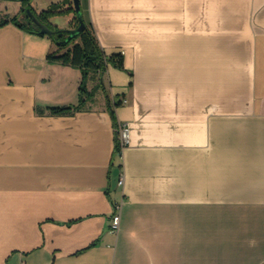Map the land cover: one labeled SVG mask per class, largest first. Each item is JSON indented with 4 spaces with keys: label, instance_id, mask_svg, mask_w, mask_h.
<instances>
[{
    "label": "crops",
    "instance_id": "1",
    "mask_svg": "<svg viewBox=\"0 0 264 264\" xmlns=\"http://www.w3.org/2000/svg\"><path fill=\"white\" fill-rule=\"evenodd\" d=\"M141 2L83 0L125 56L103 76L120 153L105 92L53 112L79 104L81 69L49 60L48 35L0 27V264H264V0H150L180 9L176 38L108 43L92 15ZM21 5L0 0V20Z\"/></svg>",
    "mask_w": 264,
    "mask_h": 264
},
{
    "label": "trees",
    "instance_id": "2",
    "mask_svg": "<svg viewBox=\"0 0 264 264\" xmlns=\"http://www.w3.org/2000/svg\"><path fill=\"white\" fill-rule=\"evenodd\" d=\"M17 1H21L22 4L19 15H15L9 19L0 20V27L8 22H13L26 31L41 35H48L55 44L54 50L48 54L49 60L71 65L81 69L82 71L83 78L80 86L79 104L77 106L52 108V111L61 113L68 112L73 109H80L83 105H85L87 100L93 98L97 90L102 89L105 92L107 108L112 115L114 126L116 128L115 152L120 153L124 144L120 139V123L117 118L115 107L120 105L122 101L118 100L113 102L112 98H110V95L107 92V86L104 82L103 76L107 73L110 63H113L115 67L121 70H126L124 53L122 51L112 54H108L106 52L96 33L91 16L89 13L87 15L86 8H84L82 4L81 7L83 22L85 26L83 30L78 32L75 36L70 37L71 30L78 28L81 24V21L77 15L66 29L59 28L49 20L55 15L69 13L71 11L69 8L63 9V6L68 0L54 2L48 8L43 9L40 12H37V10L31 5V0ZM27 9H30L40 21L52 29L53 33L50 35L48 33L41 32L40 26L33 20V18L27 12ZM74 12L76 14L75 7ZM94 74H98L100 76L99 81L92 89H89L88 81Z\"/></svg>",
    "mask_w": 264,
    "mask_h": 264
},
{
    "label": "rangeland",
    "instance_id": "3",
    "mask_svg": "<svg viewBox=\"0 0 264 264\" xmlns=\"http://www.w3.org/2000/svg\"><path fill=\"white\" fill-rule=\"evenodd\" d=\"M63 0H31V5L38 9L39 6L51 5L54 2H62ZM150 0H142V8L130 9V14H108L99 16L92 15L95 26L104 23L109 27L108 43L113 45H130L140 44L143 47H150V45H157L160 42L165 43L176 38L178 27L181 25L182 15L180 9H172L168 7H149ZM83 6V0L81 3ZM71 9L69 13L58 14L59 28H68L64 25L66 17L73 15L72 20L76 16L74 12L73 0H68L63 6V9ZM85 8V6H84ZM89 11V10H88ZM86 9V13L88 15ZM38 12V11H37ZM91 16V15H90ZM71 20V21H72ZM71 23V22H70ZM109 47V46H107ZM108 54L121 52V50H109ZM109 68H117L113 63H110ZM128 71V70H126ZM108 86V85H107Z\"/></svg>",
    "mask_w": 264,
    "mask_h": 264
},
{
    "label": "water",
    "instance_id": "4",
    "mask_svg": "<svg viewBox=\"0 0 264 264\" xmlns=\"http://www.w3.org/2000/svg\"><path fill=\"white\" fill-rule=\"evenodd\" d=\"M73 3H74V7L76 9V15L78 16L79 20L81 21V24L79 25L78 28L71 30L70 37L75 36L78 32L83 30V28L85 26L84 22H83L81 0H73ZM27 12L30 14V16L33 18V20L40 26L41 32L48 33L50 35L53 33V30L50 29L45 23L40 21L30 9H27Z\"/></svg>",
    "mask_w": 264,
    "mask_h": 264
},
{
    "label": "built area",
    "instance_id": "5",
    "mask_svg": "<svg viewBox=\"0 0 264 264\" xmlns=\"http://www.w3.org/2000/svg\"><path fill=\"white\" fill-rule=\"evenodd\" d=\"M124 102H126V100H124ZM119 134H120V139H121L122 143L125 144V142L127 141V128L125 127V125L120 124ZM119 182L122 184L123 179H120ZM115 206H116L117 210L114 212V214L112 216L111 227L113 230L117 231L120 228L121 214L119 211L120 205L116 204Z\"/></svg>",
    "mask_w": 264,
    "mask_h": 264
}]
</instances>
